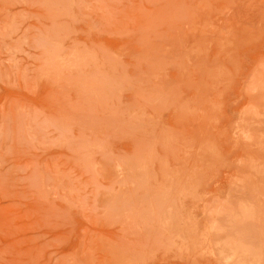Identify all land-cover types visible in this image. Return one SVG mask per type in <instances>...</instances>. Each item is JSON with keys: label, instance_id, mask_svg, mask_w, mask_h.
I'll return each mask as SVG.
<instances>
[{"label": "rangeland", "instance_id": "1", "mask_svg": "<svg viewBox=\"0 0 264 264\" xmlns=\"http://www.w3.org/2000/svg\"><path fill=\"white\" fill-rule=\"evenodd\" d=\"M0 264H264V0H0Z\"/></svg>", "mask_w": 264, "mask_h": 264}]
</instances>
